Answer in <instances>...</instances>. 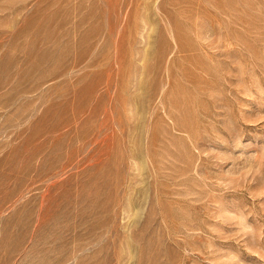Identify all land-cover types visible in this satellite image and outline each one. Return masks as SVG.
Here are the masks:
<instances>
[{"label":"rangeland","instance_id":"374dc122","mask_svg":"<svg viewBox=\"0 0 264 264\" xmlns=\"http://www.w3.org/2000/svg\"><path fill=\"white\" fill-rule=\"evenodd\" d=\"M0 264H264V0H0Z\"/></svg>","mask_w":264,"mask_h":264}]
</instances>
